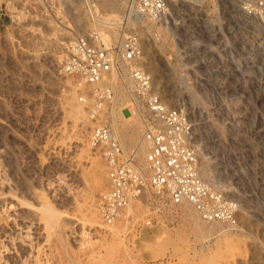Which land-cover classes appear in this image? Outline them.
Instances as JSON below:
<instances>
[{
    "label": "rangeland",
    "instance_id": "obj_1",
    "mask_svg": "<svg viewBox=\"0 0 264 264\" xmlns=\"http://www.w3.org/2000/svg\"><path fill=\"white\" fill-rule=\"evenodd\" d=\"M75 2L72 8L60 0H0V199L6 192L7 202H13L9 211L14 212L17 236L10 264H264V0H177L167 20L149 19V25H161L167 38L161 51L152 48L145 59L154 56L165 74V68L180 66L186 75V83L172 89L175 104L192 124L200 167L208 170L204 178L238 205L236 226L241 230L227 232L230 241L222 235L211 242H203L190 212L165 193L154 194L149 183L134 200L141 207L116 220L123 221L119 230L105 231L88 222L82 205L94 170L73 141L75 121L63 117V95L75 81L61 74V64L74 36L94 31L88 23L79 27L77 12H86L92 23L94 5L101 14L106 10L102 0ZM126 21L125 33L134 30L139 38L148 33L146 23ZM133 96L121 106L127 117L133 115ZM138 101L145 123L146 106ZM110 104L97 109L96 115L104 117L89 134L98 124L109 123ZM82 107L93 110L86 101ZM90 149L101 161L104 182L92 192L96 202L107 188V169L99 152ZM135 161L140 164V157L135 155ZM41 191L64 211L61 231L38 228L33 205ZM24 222L32 225L28 237Z\"/></svg>",
    "mask_w": 264,
    "mask_h": 264
},
{
    "label": "built area",
    "instance_id": "obj_2",
    "mask_svg": "<svg viewBox=\"0 0 264 264\" xmlns=\"http://www.w3.org/2000/svg\"><path fill=\"white\" fill-rule=\"evenodd\" d=\"M129 10L151 20H167L177 0H126ZM129 12V11H128ZM136 31L130 30L121 45L106 46L95 38L75 35L68 46L61 71L74 77L80 100L84 87L103 79L114 66L127 62L134 80L133 95L146 106L144 140L148 144L150 177L138 170L135 155L125 154L110 123L90 131L89 141L106 162L108 187L97 197L98 214L114 222L122 210L139 198L147 183L156 193H165L175 202L189 201L208 221L236 224L238 205L228 199L200 174V159L192 143V124L182 106L171 107L154 90L152 77L141 65L142 50ZM83 93V94H82ZM92 95L97 109L112 101L111 87H96Z\"/></svg>",
    "mask_w": 264,
    "mask_h": 264
},
{
    "label": "bare ground",
    "instance_id": "obj_3",
    "mask_svg": "<svg viewBox=\"0 0 264 264\" xmlns=\"http://www.w3.org/2000/svg\"><path fill=\"white\" fill-rule=\"evenodd\" d=\"M75 1L76 0H60V2H62L63 4L64 3L65 4H68V3L73 4L72 8H75V5H76ZM102 7L106 10L105 14H101L96 5H94V10H92V9L90 10V18H92V23H89L86 15H85L86 12L84 13V11H83V14L80 12H77L79 14H76V12H75L76 17H77L76 22L78 23L79 27H81V26L84 27L85 25H87V23H88V25L89 24L92 25V28L94 25V28H93L94 31H90V34L89 35L87 34V35L95 38V40L97 42L103 41V43L106 46H108L112 43H116L119 45H121L123 43V40L127 34L122 29V25H123L122 23H123L124 19L127 20L126 21L127 25L134 24L135 22L137 23L139 20L142 23H146V25L148 26V28H147L148 33L146 35H141L140 38L138 39L139 43L141 45V50H142L141 65H143V63H146V67H147L146 70L152 77L153 88L155 91H157V89L158 90L160 89L161 94H159V93L158 94L160 95L162 100L164 102L168 103L169 106H171V107L172 106L178 107V105L175 104V96H177V95H175V92H173L172 87H174L178 83H186V79H187L186 75L182 73L180 66H172L170 68H165L168 70V73L165 74L163 72V67H161L159 65V63L157 62L158 60L156 61L154 59L155 58L154 56L150 57L147 60L145 59L146 53L148 51H150L152 48H155V47H156V49H158V51H161L162 50V44L164 45L166 43L167 37L165 38V36L162 34L164 29L163 28L161 29V25L160 24H156V26L149 25L151 21L149 22L148 17L138 14L137 10L135 8L134 9L132 8L131 10H129V6H128V3L126 0H102ZM124 11H126L125 15H123ZM87 26H85V27H87ZM121 29H122V33H121ZM154 29L156 31L155 33H153ZM61 31H63V30H61ZM65 37L69 38V33L65 34ZM61 74H63V73H61ZM65 75L70 76L68 74H65ZM164 80L166 83H164ZM187 83H188V81H187ZM187 86H189V84ZM96 87H111L112 88V91L114 92L115 96H112L113 103L110 104L112 101L109 103L110 104L109 105V111L107 109L106 110L108 111L107 113L109 114V116H108L110 119L109 123L112 127L113 134L119 140L120 144L123 147L127 146V149L129 147V149L131 151L130 153L140 157V164H137L138 170L141 171L142 175H144V176L149 175V177H150V169H149L148 162L146 159L149 147H148L147 142L144 140L145 125L143 123V118L141 116V112L139 111V104L138 103H140V102L138 101V99H135L134 96L132 97V99H133L132 104L134 105V107H132V111H133L132 116L127 117L122 112V109H121L122 105L127 104L130 101V99H131L130 96L133 95V88H134V80H133L132 75H131V66L127 62L121 61L119 63V68L114 66L112 68V70L108 74H106L101 81H99L96 84L87 85L86 87H84L85 91H84V94L83 93L82 94L85 95V99L87 98V100H85V101L88 102L89 105L93 108V110L91 112H87L83 109L82 103H84V101L81 100V101H83L82 103H81V101H79L80 99L78 96H80V94L78 93L76 85H74L73 90H71V91L67 90L65 92V94L63 95V104H62L63 117L64 118L67 117L69 119L74 120L76 125H77V129L75 130V135L74 134L72 135V136H74V140L72 139L73 137L71 139L79 147L81 155L85 157L84 161L90 163L93 170H94L92 175L89 178L88 187L86 188V192H85L86 193L85 194V202L82 205L83 208L85 209V212H87V214L89 216L88 222H90V225H92V226H98V227H100V229L101 228L105 229V231L115 232V231L120 229L119 227L122 226L123 221L122 222L114 221L111 223H107L108 225L101 223L96 216L97 215L96 212H98L97 199L95 202L94 198H93L94 196L92 195V192L94 189L99 188V187H103V185H104L103 179H102L101 175L99 174L100 171L98 170L100 165H101V161L98 158V156H96L91 151L90 147L92 145L89 141V135H90L89 134V128L92 127L94 124H96L100 118L104 117V114H102V113L100 115H96L99 112L97 113V108H96V106H94L93 100L91 98L92 95L90 93H93L94 89ZM104 107H105V105H104ZM65 128H66V126H65ZM65 131H66V129H65ZM68 136H70V135H68ZM68 138H70V137H68ZM71 139H69L70 140L69 144L73 142ZM93 149L96 152H99L98 149H95V148H93ZM103 160H104V158H103ZM104 162H105V160H104ZM105 165H106V162H105ZM201 167H200V169H201ZM87 173H89V171H87ZM106 173H107L106 175H107V179H108V172H106ZM207 173H208V170L206 168L202 167L201 177L206 181H208V180L205 179L204 177L207 175ZM82 175H87L86 171H84V173H82ZM102 175H104V174H102ZM208 179H209V177H208ZM2 185H3V183H2ZM2 185H1V187H3ZM107 187H108V182H107ZM0 191H1V188H0ZM153 192H154V190H153ZM5 194H7V193L2 192L1 195H4V196L2 197V200L0 199V264H8V263L10 264V262L13 263V251H14L13 241L16 240L15 237H17L15 235H13V225H14L13 224V218H14L13 213L14 212L11 213V211H9L10 208L14 207L13 202L8 203L6 200L7 197H5ZM36 194L38 197H40V201L38 202V205H33L32 203L28 202L27 200H22V199L21 200L23 203H26V205L32 204L34 206V208H33L34 211L36 213H38L37 218H35V219H37L35 221L36 222L38 221L37 222L38 228H40L39 226L43 225V228L46 229L47 231L53 230V229L54 230L58 229L59 231H61L60 226L62 225L61 222L63 219V212L64 211H60L57 207H55V205H53L51 203V201H50L49 197L46 195L45 191L37 192ZM154 194L161 195L164 193L154 192ZM8 196L11 197V199L9 201H13V196L12 195H8ZM63 200H65V199H63ZM134 202H136V201L133 200L127 207H125L122 210V213L126 212L125 218H127L128 214L134 213L137 209H139L141 207L139 201H137L135 204H134ZM172 203L176 204L173 201H172ZM177 205L181 209H183L184 211H188L191 213V216H192L191 218L193 220V223L196 225H199L201 228V231L203 232V235H202L203 242H211L212 240L216 241L222 235H224V240H225L227 238H230L229 233H227V232L241 230L240 228H238L236 226V224L233 225V224L225 223V222L218 221V220H213V221L206 220L200 214L197 207L189 201H182L180 203H177ZM78 206H79V204H78ZM122 213H121V215H122ZM2 214H5L6 217H2ZM120 216L117 218V220L120 218ZM23 219H25V218H23ZM8 220H10V223H7ZM83 220H85V219H83ZM240 220H241V218H240ZM2 221L6 222V224L2 225L1 224ZM4 222H2V223H4ZM7 224H10V225L8 226ZM20 224H22V223H20ZM25 224H23V225L27 227V232H25V233H27L26 235L28 237L31 234L29 230H31L32 225L29 226L30 224H28V225L27 224L25 225ZM32 224H33V222H32ZM36 224L34 227H36ZM147 224H151V222L147 221ZM20 227H21V225H20ZM64 227H65V225L63 226V228ZM38 228H37V230H38ZM32 235H33V233H32ZM62 235H63V233H61V237H62ZM20 236H21V234H20ZM38 239H37V241H38ZM228 241H230V240H228ZM32 243L34 244L35 242H32ZM35 247H37V246H35ZM37 248H39V247H37ZM36 249H35V251H36ZM40 249L37 250V252H36L37 254L35 256L33 255L35 257V259H37V260L42 257L41 256L42 254L40 253ZM30 250H32V249H30ZM106 254H107V252H106ZM110 255H112V254H110ZM29 256L30 255H28L26 257V259L28 258V260H30Z\"/></svg>",
    "mask_w": 264,
    "mask_h": 264
}]
</instances>
